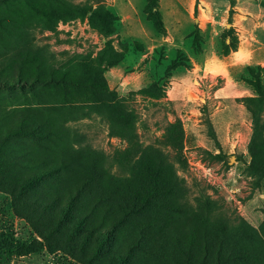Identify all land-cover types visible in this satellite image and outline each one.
Wrapping results in <instances>:
<instances>
[{
	"label": "trees",
	"instance_id": "16d2710c",
	"mask_svg": "<svg viewBox=\"0 0 264 264\" xmlns=\"http://www.w3.org/2000/svg\"><path fill=\"white\" fill-rule=\"evenodd\" d=\"M94 5L91 25L105 37L112 36L117 17L101 1ZM88 13L90 8L71 6L67 0H0V90L19 89L25 98L22 105L29 108L13 109L17 115L8 118L9 112L0 106V195L7 198L9 212L23 219L50 253H63L81 264H264V220L256 234L242 220H216L208 208L191 212L188 204L181 203L177 176L168 171L163 158L149 152L126 168L119 166L121 174H111L104 168L102 153L83 144L82 138L64 140L65 128L53 120L57 110L69 116L77 107H95L113 130L129 119L122 98L105 78L124 59L127 46L120 54L107 55L113 49L108 46L94 65L80 63L71 71H57L40 61L31 42L24 48H13L11 43L15 35L34 25L49 28L57 21L82 19ZM142 14L157 35H166L158 0H145ZM188 36L191 53L201 54L198 28ZM187 61L178 51L163 77L137 92L151 94L159 81H167ZM247 83L252 94L240 99L251 120L246 172L258 185L264 180V83L257 74ZM11 98L17 102V96ZM23 137L31 142L18 144ZM48 178L65 189L66 203L56 189L54 200L51 196L27 198L28 190ZM188 218L185 228L176 224ZM168 229L172 234L162 237ZM121 237L127 242L126 253H112ZM11 243L0 240V247L13 248L10 251L19 257L42 250L34 242Z\"/></svg>",
	"mask_w": 264,
	"mask_h": 264
},
{
	"label": "rangeland",
	"instance_id": "374dc122",
	"mask_svg": "<svg viewBox=\"0 0 264 264\" xmlns=\"http://www.w3.org/2000/svg\"><path fill=\"white\" fill-rule=\"evenodd\" d=\"M67 1L74 7L90 8V13L82 19L57 21L49 28L32 25L26 33L15 35L11 46L28 47L31 42L46 67L68 71L80 63L96 64L108 46L113 49L104 53L107 55L120 54L127 46L126 61L113 67L116 77L108 72L105 77L117 89L129 119L113 130L95 107H77L69 116L57 110L53 120L65 128L64 140L69 143L82 138L83 144L102 153L104 168L111 174H121L119 166L126 168L143 152L163 158L168 171L172 170L178 178L183 193L181 203L188 204L191 212L208 208L216 220H242L258 234L264 220V180L257 185L256 179L246 172L251 120L240 99L252 94L247 81L253 74L264 83V70H260L264 69V0H167L172 5L169 11L176 10V20L172 18L174 13L164 12L167 2L161 0L165 32L174 36L171 44L163 42L144 19L139 9H143L145 0H134L144 30L130 24L129 35L121 31V38L119 26L116 34L105 37L89 21L97 7L94 3L101 1L107 6V0ZM195 27L199 30L197 39L202 40V53L197 56L191 53L192 39L188 36ZM141 47L146 54L143 58L138 51ZM178 51L188 57V65L176 69L167 81H159L158 89L151 94L137 92L163 77ZM125 65L128 67L123 75ZM122 75L129 77L126 84H122ZM12 96H17V102ZM22 104L25 98L19 89L0 90V106L9 112L8 118L17 115L13 109L29 110ZM33 110L39 112L40 108ZM20 139L21 145L31 142L26 137ZM55 189L66 203L65 189L57 187L50 178L34 185L26 195L29 200L44 196L54 200ZM6 200L0 195V240L12 245V240L34 242L42 245V250L19 257L10 251L13 248L0 247V264H81L63 253L46 250L25 221L9 212ZM97 217L98 213L93 215ZM188 221L189 218L181 219L176 224L185 228ZM172 232L168 229L161 235L168 237ZM126 245L125 237H121L112 253L125 254Z\"/></svg>",
	"mask_w": 264,
	"mask_h": 264
},
{
	"label": "crops",
	"instance_id": "0c3cea01",
	"mask_svg": "<svg viewBox=\"0 0 264 264\" xmlns=\"http://www.w3.org/2000/svg\"><path fill=\"white\" fill-rule=\"evenodd\" d=\"M164 1H166L167 2V7L168 8H166V10L164 11V12H170L171 11V13H174L173 14V19L174 20H176L177 19V15L175 14L176 13V10H170L169 11V9L172 7V5L171 4H169V2L167 1V0H164ZM174 1H176L177 2V0H174ZM107 2H108V0H107ZM106 2V5L109 7V9H110V11L111 10H115V11H117V13H113L116 17H117V19H118V21H117V26H116V30H118V26H119V38H121V36L122 35H120V32L122 31V32H126V34L127 35H129V30H127L128 29V25H132V24H136V25H138L139 26V28H140V30H144V27L142 26V21H141V18L140 17H138V14H139V11H137V9H136V7L134 6V0H110L109 1V3L110 4H108ZM162 1L161 0H158V10H159V12H160V10H162V8H163V6H162ZM145 5V4H144ZM144 7V6H143ZM172 9V8H171ZM140 11L141 10H143V9H139ZM164 10V9H163ZM160 14H162V13H160ZM144 17V16H143ZM188 17H189V20H191L192 19V12L191 13H188ZM161 18H163V16L161 15ZM145 19V18H144ZM164 24V23H163ZM164 27H165V25H164ZM123 28V30H121ZM166 29H167V27H165ZM116 34V33H115ZM159 36V35H158ZM162 38H163V42H165V43H169V44H171V43H173V41H174V36L171 34V33H168V31H167V34L165 35V36H161ZM120 40V39H119ZM142 48V47H141ZM142 51L140 52V56L143 58V57H145V55L146 54H144L143 53V48L141 49ZM150 52H151V50H150ZM150 52H148V53H150ZM142 58H141V60L139 59L138 60V64L142 61ZM124 60V59H123ZM121 61L122 63L123 62H125L126 60H124V61ZM147 60H148V58L145 60V63L147 62ZM121 62L119 63V64H121ZM119 64L117 65V66H119ZM117 66H115V67H117ZM114 67V68H115ZM128 66L127 65H125V67H124V69H123V75H125L126 74V72L124 71V70H126V68H127ZM108 74L110 73V75H111V77L113 78V77H116V75L118 74V73H116V72H113V68L112 69H109L108 71ZM106 72V73H107ZM123 75H122V81H123V83L122 84H126L127 83V81H126V79L128 78L129 79V77H123ZM127 76V75H126ZM106 78V77H105ZM120 79V80H121ZM106 81H107V84H108V86H109V88L110 89H112V90H114V91H116L117 92V94H118V91H117V89H114V87H111L110 86V83H109V81L106 79ZM115 86H117V84H115ZM119 95V94H118Z\"/></svg>",
	"mask_w": 264,
	"mask_h": 264
}]
</instances>
